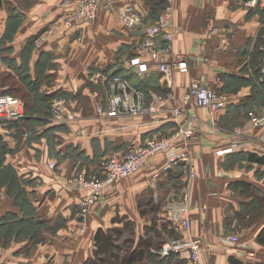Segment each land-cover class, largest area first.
Wrapping results in <instances>:
<instances>
[{"label":"crops","instance_id":"0c3cea01","mask_svg":"<svg viewBox=\"0 0 264 264\" xmlns=\"http://www.w3.org/2000/svg\"><path fill=\"white\" fill-rule=\"evenodd\" d=\"M76 1L2 0L0 93H20L27 115L14 125L0 123V169L16 173L33 217L41 222L7 231L2 219L8 213L24 214L6 185H0V264H188L187 258L155 254L171 237L160 223L163 205L178 200L187 182L190 235L202 239L206 263L229 264L232 258L264 264V246L256 242L264 216L250 239H241L242 246L226 251L220 242L222 235L234 233L233 217L242 204L264 203V126L251 127L248 115H264V2L248 7L247 0H172V51L185 57L188 71L173 70L167 83L154 63L143 75L128 65L163 10L157 16L154 6L142 0H117L131 3L144 22L126 29L116 13L102 11L91 24L66 31L60 21ZM39 32L41 49L35 47ZM161 37L156 45H163ZM112 76L142 92L147 103L151 94L167 96L164 108L150 117L99 113L111 94L106 79ZM192 80L214 89L225 99L224 107L184 109L181 99ZM13 81L17 84H8ZM53 94H61L73 108L74 122H48L45 112ZM178 126L197 129L186 144L188 161L161 173L164 156L155 157L107 190L80 219L81 194L71 179L85 170L87 176L98 175L111 152L168 136ZM225 148L231 151L218 153ZM49 161L56 162L54 169ZM191 171L195 176L190 180ZM112 235L129 241V248L117 244L116 251L114 244H106ZM247 249L255 252L254 259L244 257Z\"/></svg>","mask_w":264,"mask_h":264},{"label":"built area","instance_id":"2783aa9c","mask_svg":"<svg viewBox=\"0 0 264 264\" xmlns=\"http://www.w3.org/2000/svg\"><path fill=\"white\" fill-rule=\"evenodd\" d=\"M257 0H247L245 5L251 7ZM261 2H264L262 0ZM116 13L120 23L126 29L134 28L144 22L139 12L131 3L118 4L117 0H77L75 6L60 21V27L66 31L78 25L91 24L100 12ZM55 26H49L47 33L54 32ZM161 35L163 45H156V37ZM172 0H166V7L156 21L146 29V35L141 41L138 52L128 61L139 75L148 71L149 64L154 63L165 82H171L173 70L186 73L188 65L184 56L173 54L172 51ZM43 35L35 41V47L41 48ZM264 74V65L261 66ZM111 90L107 100L106 109H99L108 117H143L159 113L168 100L167 96L151 94L152 100L147 103L142 92L132 89L126 81L118 76L106 79ZM52 97L50 101V120L54 124L69 125L76 119L75 113L68 109L61 97ZM225 99L219 98L216 91L201 80H192L186 93L182 96L181 106L185 109L194 105L196 107L218 110L224 107ZM250 126H264V115L256 116L249 113ZM25 117V107L21 100L6 93H0V123H12ZM197 133L195 126H178L168 136H152L142 144L136 145L126 152L113 151L100 163L101 176L95 175L86 178L85 171L71 179V185L80 192L79 200L80 218L84 221L91 208L100 200L104 193L117 185L122 180L139 171L155 157L164 156V164L160 172L167 173L173 166L189 160V152L186 144ZM231 151L225 148L218 153L225 154ZM50 169L56 167L54 161L47 163ZM195 173L190 172L189 179H193ZM185 188L178 200H169L163 205L164 214L160 223L171 234V237L163 241L155 251L160 259L170 257L187 258L188 264H207L203 255L207 248L200 237H192L190 207L191 195ZM220 242L230 251L239 246L240 239L233 233L221 236ZM247 260L255 258V252L247 249L244 252Z\"/></svg>","mask_w":264,"mask_h":264},{"label":"trees","instance_id":"16d2710c","mask_svg":"<svg viewBox=\"0 0 264 264\" xmlns=\"http://www.w3.org/2000/svg\"><path fill=\"white\" fill-rule=\"evenodd\" d=\"M153 2H156L157 5H161V11L164 10L163 7V4L165 6V3H166V0H152ZM1 4H2V0H0V7H1ZM155 5V4H154ZM153 10V9H152ZM159 10V9H157ZM161 11H157V16L160 14ZM156 16V18H157ZM42 32V31H41ZM41 32H39L38 34H36V39L42 34ZM34 44V43H33ZM42 48V47H41ZM40 48V49H41ZM258 74H259V77H261L259 71L256 69L255 70ZM262 85H264V83L262 82L261 83ZM8 91H5L3 93H6ZM8 94V93H6ZM55 95L57 94H53L51 96V98L49 99V102H48V106L46 108V112H45V115L46 117L50 115V101L52 99V97H54ZM25 107V117L18 120V121H15V122H12V123H8L9 125H14V124H17L19 121H23L25 118H26V115H27V110H26V106L24 105ZM44 123V122H43ZM257 161H261L260 159H255ZM2 155H1V152H0V164L2 163ZM6 185L7 187V193L9 195V197H14V199L17 201L16 202V206L17 208H19V210L21 212H23L24 214V217H21L18 213L14 212V213H8L2 220L3 222L5 221L6 222V226H7V231H10L12 228L11 226H14L15 228H18L19 230H22V229H26L30 226H36L39 222L41 221H38L36 218L33 217L32 214H29V209L30 207H32L33 209V206H31L30 204V201L26 199V196H25V191L23 188H21L19 185H18V182H17V177H16V173L8 168H2L0 169V185ZM19 197H25V199H23V201L21 202V206H19V202H18V198ZM30 203V204H29ZM153 209V208H152ZM251 210H255L256 212L259 210V211H263L264 210V203L261 202L260 200L256 201V199L254 201H251L249 204H242L241 205V209L238 213H236V216H240L244 211L246 212H249ZM27 211L28 214H25L24 211ZM19 211V212H20ZM11 218V219H10ZM11 220H14V222L11 223ZM35 220V221H34ZM0 225H2L0 223ZM18 234H16L17 236L20 235V232L17 231ZM256 242L261 245V246H264V226L261 228V230L258 232L257 236H256ZM106 244H110V246L113 244L115 245L114 247V250H118V245H124L125 247L129 248L130 246V242L127 241V240H123L120 236L118 235H115V236H111V238L109 237L108 239H106ZM229 264H245L241 261H237V260H234L232 258H229Z\"/></svg>","mask_w":264,"mask_h":264},{"label":"rangeland","instance_id":"374dc122","mask_svg":"<svg viewBox=\"0 0 264 264\" xmlns=\"http://www.w3.org/2000/svg\"><path fill=\"white\" fill-rule=\"evenodd\" d=\"M165 1V0H164ZM147 3V4H149L150 6H154L153 7V12H152V14H157V11L159 12V11H161V5L159 4V5H157V3L156 2H153L152 0H142V3ZM155 4V5H154ZM164 7H166V3H165V6H164V4H163V7L162 8H164ZM157 9H159V10H157ZM11 83H14V84H17L15 81H13V82H10V83H8L9 85L11 84ZM1 93H3V92H1ZM6 93H8V94H11V95H13V96H15V97H17V98H19V99H21L22 101H23V99H22V97H21V94L20 93H14V92H6ZM99 93V92H98ZM58 96H56V97H61V98H63V96L61 95V94H57ZM65 101V100H64ZM65 105L67 106V104H66V101H65ZM103 106V110H105L106 109V104L105 105H102ZM68 109L69 110H71L73 113H75V111L73 110V108H71V107H69L68 106ZM76 115V114H75ZM47 120H48V122L50 121L51 122V120H50V116H48V118H47ZM75 121V120H74ZM74 121H72V122H74ZM112 153V152H111ZM107 157V156H106ZM106 157H104V158H106ZM56 163V162H55ZM82 172V171H81ZM101 167H100V171H99V173H98V175L99 176H101ZM79 174V173H78ZM85 176H86V178H89V177H91V176H87L86 175V170H85ZM21 188H26L24 185H23V183L22 184H18ZM3 187H1L0 188V190H3L2 189ZM14 198V197H13ZM23 199H25V197H19L18 198V202H19V206H21V202L23 201ZM30 204V203H29ZM31 205V204H30ZM32 212H33V209H32V207H30V209H29V214H32ZM24 213L25 214H28V212L25 210L24 211ZM263 216H264V210L263 211H255V210H251L250 209V211L249 212H246V211H244L243 210V212H242V214L240 215V216H234L233 217V219H234V228H233V234H235V235H237L238 237H239V239H240V243H239V246H242V243H241V239H243V240H247V239H250V231H251V229L263 218ZM81 219V218H80ZM82 220V219H81ZM35 221V220H34ZM228 233H231V232H228ZM227 234V233H226ZM241 237V238H240ZM158 257V256H157ZM159 258V257H158Z\"/></svg>","mask_w":264,"mask_h":264}]
</instances>
